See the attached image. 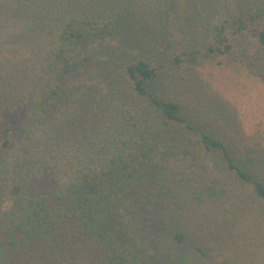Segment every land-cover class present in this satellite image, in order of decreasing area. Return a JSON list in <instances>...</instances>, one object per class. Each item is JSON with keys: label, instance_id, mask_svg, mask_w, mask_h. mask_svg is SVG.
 Instances as JSON below:
<instances>
[{"label": "trees", "instance_id": "16d2710c", "mask_svg": "<svg viewBox=\"0 0 264 264\" xmlns=\"http://www.w3.org/2000/svg\"><path fill=\"white\" fill-rule=\"evenodd\" d=\"M263 18L264 0H0V264H138V214L190 227L208 204L223 241L238 188L264 214V120L245 133L212 84L264 82ZM106 41L117 53L64 87Z\"/></svg>", "mask_w": 264, "mask_h": 264}, {"label": "rangeland", "instance_id": "374dc122", "mask_svg": "<svg viewBox=\"0 0 264 264\" xmlns=\"http://www.w3.org/2000/svg\"><path fill=\"white\" fill-rule=\"evenodd\" d=\"M258 28L264 29V18L259 23ZM229 39L232 42H244L252 48H258L256 38L251 37L250 34L239 37L229 36ZM116 47L115 42L109 41L95 45L91 49V53L94 54L92 61H85V66L81 68L77 77H74L73 74L64 77L62 85L70 87L76 84L79 81L76 79L92 70L97 62L106 60L114 51L117 53L118 48L115 50ZM121 48L122 44H120ZM201 74L206 81H210L207 71L202 70ZM228 76L230 80L226 82L232 81L238 85L230 87L228 84L227 88L225 85L219 87V84L214 81L212 84L214 88L216 86L221 92L224 91L227 100L237 109L239 127L242 126L245 133L254 131L256 124L264 120V82L248 78L246 74L239 80L233 79L231 74ZM73 106L74 104L70 105V107ZM65 108L56 111L47 122L40 125L41 129L47 131V135L49 130L51 133L49 136L46 134L38 136V131V134L30 141L35 147H38L39 141H43L47 145L45 151L47 148L52 149L53 145L51 146L49 142H52V135L56 133L55 129L60 125L59 121L67 118L68 113ZM17 115L21 117V121L18 117L15 118L17 131L20 133L18 127L23 124L22 120L25 117L23 110L20 109ZM41 133L44 132L41 130ZM64 143L68 144L69 142L65 141ZM244 150L242 148L237 152L243 151L245 153ZM19 152L22 156L26 154L27 146L19 149L16 153ZM7 154L8 157L4 160V164L12 163L17 159L14 157V153L8 152ZM34 182L32 177L29 184ZM43 184L44 182H39L37 186ZM235 192L227 207L229 217L225 214H221L222 217H220L223 222L219 224L218 229L230 227L223 235V241H220V234L217 235L219 240L209 238L210 234L216 233L215 220L218 212L217 207L210 204L202 212L200 210L187 220L190 227L182 226L170 218L158 217L153 220L157 222V226L160 222L162 228L155 229L153 225L151 227L145 224L138 214L134 222L141 225L140 234L143 245L138 264H264V214L255 211L256 204L249 194L250 191L238 188ZM133 214L134 212L128 211V215L132 216ZM145 215L152 217L150 214ZM188 229L190 231L187 234L186 230ZM176 233L185 235L183 244L174 241L173 235Z\"/></svg>", "mask_w": 264, "mask_h": 264}]
</instances>
